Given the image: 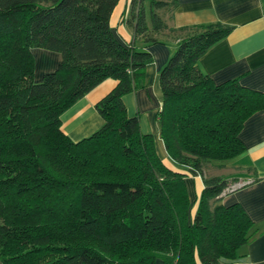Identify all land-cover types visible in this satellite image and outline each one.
<instances>
[{
    "label": "trees",
    "instance_id": "obj_1",
    "mask_svg": "<svg viewBox=\"0 0 264 264\" xmlns=\"http://www.w3.org/2000/svg\"><path fill=\"white\" fill-rule=\"evenodd\" d=\"M119 0H0V264H233L255 233L230 183L204 176L191 215L188 167L246 150L245 121L264 91L238 77L216 82L200 57L233 29L215 21L170 23L178 0H131L124 42L110 19ZM176 41L160 72V156L123 96L144 85L154 55L145 45ZM58 51L56 69L36 78L33 49ZM107 77L117 84L96 103L105 119L73 140L61 115Z\"/></svg>",
    "mask_w": 264,
    "mask_h": 264
},
{
    "label": "crops",
    "instance_id": "obj_2",
    "mask_svg": "<svg viewBox=\"0 0 264 264\" xmlns=\"http://www.w3.org/2000/svg\"><path fill=\"white\" fill-rule=\"evenodd\" d=\"M131 0H119L111 15L115 33L127 43L134 41V31L122 19ZM222 21L233 26L227 36L217 41L200 57L202 70L216 82L238 77L240 82L253 89L264 91V0H178L170 19L171 24L186 25ZM139 45L151 51L154 61L147 65L144 85L123 96L129 115H138L141 130L153 133L157 150L163 160L173 167L177 164L169 156L161 137L158 111L163 101L160 72L177 47L176 41ZM36 78L59 65L62 55L58 51L35 47ZM117 79L107 77L80 97L61 115L62 127L73 140L88 136L100 128L105 119L96 103L116 84ZM246 150L238 156L214 160L204 174L188 167L186 181L191 198V215L194 214L200 193L205 185L204 176L222 175L229 182L246 183L219 196V202H239L255 222L254 236L240 249L241 257L233 264H264V108L253 113L240 132ZM155 264H163L158 259Z\"/></svg>",
    "mask_w": 264,
    "mask_h": 264
},
{
    "label": "built area",
    "instance_id": "obj_3",
    "mask_svg": "<svg viewBox=\"0 0 264 264\" xmlns=\"http://www.w3.org/2000/svg\"><path fill=\"white\" fill-rule=\"evenodd\" d=\"M245 183H246V181L245 182L244 181L231 182L224 188V190L222 191V194L229 192V191H232V190H235V189L243 186Z\"/></svg>",
    "mask_w": 264,
    "mask_h": 264
},
{
    "label": "rangeland",
    "instance_id": "obj_4",
    "mask_svg": "<svg viewBox=\"0 0 264 264\" xmlns=\"http://www.w3.org/2000/svg\"><path fill=\"white\" fill-rule=\"evenodd\" d=\"M212 162H214V161H212ZM207 167L213 168V165H211V164L208 163Z\"/></svg>",
    "mask_w": 264,
    "mask_h": 264
}]
</instances>
